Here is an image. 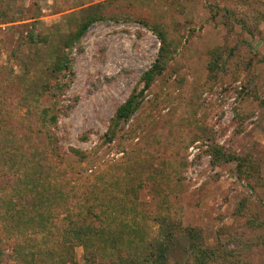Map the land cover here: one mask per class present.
<instances>
[{
    "label": "rangeland",
    "instance_id": "rangeland-1",
    "mask_svg": "<svg viewBox=\"0 0 264 264\" xmlns=\"http://www.w3.org/2000/svg\"><path fill=\"white\" fill-rule=\"evenodd\" d=\"M151 27L171 41L164 68L114 119L157 58ZM263 98L264 0H0V166L17 143L37 160L27 181L0 169V264L108 263L106 235L69 240L68 206L162 242L163 264H198L187 228L235 254L216 264H264ZM214 144L248 174L213 163Z\"/></svg>",
    "mask_w": 264,
    "mask_h": 264
},
{
    "label": "trees",
    "instance_id": "trees-1",
    "mask_svg": "<svg viewBox=\"0 0 264 264\" xmlns=\"http://www.w3.org/2000/svg\"><path fill=\"white\" fill-rule=\"evenodd\" d=\"M98 15L99 16L97 17L90 18L80 23L76 31H74L70 36H68V38L65 39L64 46L66 48H68L69 46L71 47L70 42L74 40H78L91 21L103 17V14H98ZM150 29L155 31L156 35L159 37L161 42L157 58L155 62L151 65V67L143 72L141 76V79L143 81L142 88H140L138 91L134 90L127 97V99L117 108L114 119L117 120L127 119L129 115L138 108L144 96V92L150 87L155 77L161 74L164 68L165 57H167L166 55L170 52L171 41L167 38L164 29L161 30L157 27L156 28L151 27ZM216 65L217 64H210V67L213 68V66ZM65 66H66L65 59L61 63V66L57 65L59 69H62ZM259 101L260 104L264 106V98L260 99ZM48 119L50 122H55V115L49 116ZM20 145L18 143L16 144L14 150L15 155L14 152L12 155H8V156H6V153L4 154V156H6L4 157L5 163L1 164L0 169L1 171L6 170L7 164L10 166L11 170L13 169L16 171L23 168L26 175L25 181H27L29 179V176L35 178L37 175L35 172L37 169V160H35L34 154H30L32 149L30 145L28 144H24V146H20ZM207 153L210 154L213 163L217 164L222 161L225 162L235 161L238 175L241 176L242 174L245 175L248 174V172H246V170L243 168V165H245L243 159L240 156H237L236 154L227 151L223 146L214 144L208 148ZM12 156L13 158L10 159ZM13 162L15 167L12 166ZM240 173L242 174L240 175ZM249 189L252 190L251 187H249ZM243 203L244 202H241V204ZM239 207L240 206H238V210ZM68 208L69 209L66 210L67 223L65 226V230H66L65 233H68L69 240L72 243L74 244L83 243L84 245H87L86 241L88 239H91V234L95 232L96 233L98 232L97 233L98 235L99 234L106 235L107 238L105 239L106 243H104V246L110 247L112 252L111 254H109L108 263H97V264H163L164 263L163 258L166 251V247L162 246V242L160 245L158 244L156 251L154 252H150L149 251L150 247L149 246L146 247L143 242L141 244L133 245V242L135 243L138 240L133 239L132 236L128 233V231H132L136 233L135 230L136 227H132V226L127 227L128 226L127 224H123L121 222H119L115 227H111V225L108 224V234H106L103 232L106 227H103L101 229L100 228L101 225H98V223L88 221L86 218V214H84L83 212L71 213L72 211L70 206H68ZM262 224L263 223H260L259 227H261ZM161 227L162 229H164L162 223H161ZM169 231L165 230V233H168ZM186 231L187 232L185 234V237L188 238V241L190 240L189 243L191 245V251L193 253V257L195 258L198 264H210L211 262H213V264H216L221 262L222 260L224 262V260H227V258L233 257V255H235L230 249L228 250L226 247H222V246L220 248L219 247L203 248L201 246V240H199L198 233L192 230L191 228H187ZM163 239L164 238L162 237V240ZM116 249L118 250L125 249L127 254H125L124 256L118 255L114 251ZM145 250L147 251L146 253L147 255L144 254ZM196 250L197 252H195ZM90 259L94 261V258H90ZM237 263L238 261H235V264Z\"/></svg>",
    "mask_w": 264,
    "mask_h": 264
}]
</instances>
